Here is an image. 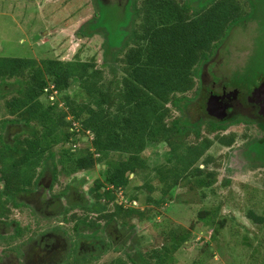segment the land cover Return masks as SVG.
Instances as JSON below:
<instances>
[{"label":"trees","instance_id":"16d2710c","mask_svg":"<svg viewBox=\"0 0 264 264\" xmlns=\"http://www.w3.org/2000/svg\"><path fill=\"white\" fill-rule=\"evenodd\" d=\"M97 1L91 0L96 5L94 18L77 35L106 38L103 63L94 57L81 59V49L71 60L0 57V208L19 207L18 196L34 189L45 168L54 184L58 176L98 169L100 178L89 188L93 202L73 205L99 213L95 223L79 220L85 227H97L103 220L125 229L153 222L152 227L160 229L163 222L154 223L159 214L152 206L161 208L179 185L212 191L220 161L209 154L211 148H230L248 138L246 133L224 134L229 125L247 127L251 122L243 116L220 122L209 115L199 77L205 67L212 69V59L237 27L255 23L254 35L264 34V0H126L118 6L126 7L129 27L118 45L107 37ZM87 25L91 27L86 32ZM228 82L246 94L264 83L260 38L245 66ZM73 83L78 92L68 95ZM200 98L203 113L192 122L188 109ZM83 139L85 147L75 149ZM246 143L247 153L257 154L249 163H264V143ZM159 145L167 147L168 159L150 166L142 155ZM136 179L143 181L142 187L131 186ZM153 181L159 184L157 195ZM220 208L204 207L189 227L206 222L220 231ZM247 218L264 222L251 210ZM158 231L160 244L137 253L135 264L177 263L175 255L191 230Z\"/></svg>","mask_w":264,"mask_h":264},{"label":"rangeland","instance_id":"374dc122","mask_svg":"<svg viewBox=\"0 0 264 264\" xmlns=\"http://www.w3.org/2000/svg\"><path fill=\"white\" fill-rule=\"evenodd\" d=\"M125 2L126 0L96 2L97 14L102 17L103 23L105 20L103 27L108 30L107 37L114 45L120 44L122 31L129 27L126 7L118 6ZM95 8L96 5L91 4V0H0V57L71 60L78 49H81V59L89 60L94 57L98 64L103 63L106 38L102 34L89 38L77 35V30L83 24L92 21ZM90 27L86 26V32ZM255 30V23L233 30L212 59V63H215L212 66L215 75L226 81L235 71L245 66L255 50L256 39L260 38L264 43V34L254 35ZM76 86L73 83L67 94L74 95L78 92ZM203 94L207 96L205 91ZM203 98H200L197 105H193L194 108L188 109L192 122L203 113L200 110ZM20 128L18 126L16 131L20 132ZM229 133H236L238 136L246 133L248 138L237 140L230 148L219 145L211 148L209 154L220 161L213 190H189V187L179 185L173 191L171 199L161 208L152 206L156 214H159L154 223H163L160 229L152 227L153 222L139 227L137 225V240L143 243L147 239L146 245L143 243L140 248L141 252L146 247L151 250L160 244L158 230H164L166 234L170 229L176 233L191 230V236L175 255V264H193L195 260L201 261V264H264V222L257 224L247 218L250 210L257 216L264 217V163L250 164L249 160L257 157V154L255 152L252 156L246 153V142L256 140L259 134L253 125L245 127L243 124L228 126L224 134ZM84 141L85 139L76 144L75 149L85 147ZM69 146L70 143L66 144V147ZM166 152L165 145L148 147L142 157L150 166L165 164L168 159ZM100 175L98 169L78 173L76 180H82L81 185L85 183L79 187L82 192L90 188ZM60 179L68 182V178L63 176ZM60 179L57 184L61 186L64 182ZM152 184L156 187L153 195L159 194V184L156 181ZM134 185L142 187L143 181L136 179L131 183L132 187ZM139 193L144 197V191ZM118 198L120 200L122 195ZM218 206L221 208L216 221L224 222L220 231L219 226L211 223L209 226L206 222L195 228L189 227L196 214L204 207L210 210ZM135 207L143 206L135 203ZM164 221L168 222L167 225Z\"/></svg>","mask_w":264,"mask_h":264},{"label":"flooded vegetation","instance_id":"af4514ba","mask_svg":"<svg viewBox=\"0 0 264 264\" xmlns=\"http://www.w3.org/2000/svg\"><path fill=\"white\" fill-rule=\"evenodd\" d=\"M207 69L208 66L199 79L204 91L218 97L225 107L226 118L220 122L243 116L257 130L256 140L264 143V101L262 96L259 102L251 100L252 92L261 83L246 94ZM250 151L254 156L256 151ZM77 174L68 182L58 176L64 182H60L61 188L53 183L50 169L45 168L34 189L18 196L19 207L0 208L4 212L0 217V264H113L128 260L135 264L137 253L143 254L140 248L147 243L137 240L136 227L125 229L101 220L99 226L90 229L79 221L95 223L99 213L86 211L88 206H73L93 202L89 188L85 192L79 188L85 183L80 185L82 180H76Z\"/></svg>","mask_w":264,"mask_h":264},{"label":"water","instance_id":"95a60500","mask_svg":"<svg viewBox=\"0 0 264 264\" xmlns=\"http://www.w3.org/2000/svg\"><path fill=\"white\" fill-rule=\"evenodd\" d=\"M262 96V97H261ZM207 108L209 115L213 118L222 121L226 118L225 107L220 104L218 97L207 94ZM264 101V83H261L251 94V100L259 102V99ZM254 101V102H255ZM264 110V103L262 104V111ZM132 176V175H131Z\"/></svg>","mask_w":264,"mask_h":264},{"label":"built area","instance_id":"2783aa9c","mask_svg":"<svg viewBox=\"0 0 264 264\" xmlns=\"http://www.w3.org/2000/svg\"><path fill=\"white\" fill-rule=\"evenodd\" d=\"M52 100V98H50Z\"/></svg>","mask_w":264,"mask_h":264},{"label":"clouds","instance_id":"9594fccd","mask_svg":"<svg viewBox=\"0 0 264 264\" xmlns=\"http://www.w3.org/2000/svg\"><path fill=\"white\" fill-rule=\"evenodd\" d=\"M134 204V203H133Z\"/></svg>","mask_w":264,"mask_h":264}]
</instances>
